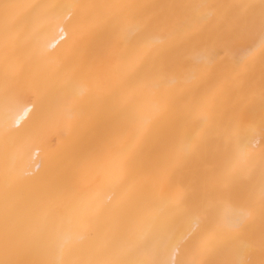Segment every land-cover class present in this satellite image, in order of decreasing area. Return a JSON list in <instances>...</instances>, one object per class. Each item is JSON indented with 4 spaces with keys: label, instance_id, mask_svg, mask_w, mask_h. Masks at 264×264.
<instances>
[{
    "label": "bare ground",
    "instance_id": "obj_1",
    "mask_svg": "<svg viewBox=\"0 0 264 264\" xmlns=\"http://www.w3.org/2000/svg\"><path fill=\"white\" fill-rule=\"evenodd\" d=\"M145 260L264 264V0H0V264Z\"/></svg>",
    "mask_w": 264,
    "mask_h": 264
},
{
    "label": "snow or ice",
    "instance_id": "obj_2",
    "mask_svg": "<svg viewBox=\"0 0 264 264\" xmlns=\"http://www.w3.org/2000/svg\"><path fill=\"white\" fill-rule=\"evenodd\" d=\"M158 67L154 65H146L143 69V74L146 77H152L158 72ZM43 119V112L42 110H38L37 112V123H39ZM243 181V176L241 174H233L230 171H224L222 173H218L214 177V183L221 186L222 188L224 186H231L235 187L239 185ZM141 264H160L159 261H153V260H145L142 261ZM177 264H183V262L177 261ZM207 264H212L211 261H208Z\"/></svg>",
    "mask_w": 264,
    "mask_h": 264
}]
</instances>
